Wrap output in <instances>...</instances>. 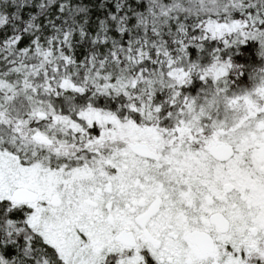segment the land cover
Listing matches in <instances>:
<instances>
[{"label":"snow or ice","instance_id":"snow-or-ice-1","mask_svg":"<svg viewBox=\"0 0 264 264\" xmlns=\"http://www.w3.org/2000/svg\"><path fill=\"white\" fill-rule=\"evenodd\" d=\"M0 264H264V0H0Z\"/></svg>","mask_w":264,"mask_h":264}]
</instances>
